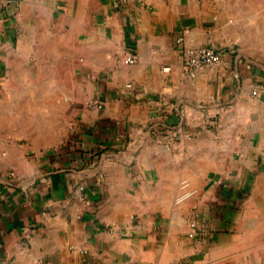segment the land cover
Wrapping results in <instances>:
<instances>
[{
    "label": "crops",
    "instance_id": "0c3cea01",
    "mask_svg": "<svg viewBox=\"0 0 264 264\" xmlns=\"http://www.w3.org/2000/svg\"><path fill=\"white\" fill-rule=\"evenodd\" d=\"M0 259L264 264V0H0Z\"/></svg>",
    "mask_w": 264,
    "mask_h": 264
},
{
    "label": "built area",
    "instance_id": "2783aa9c",
    "mask_svg": "<svg viewBox=\"0 0 264 264\" xmlns=\"http://www.w3.org/2000/svg\"><path fill=\"white\" fill-rule=\"evenodd\" d=\"M220 58L221 54L213 47L204 45L184 46L181 58V75L183 77H193L198 69L214 66L220 61ZM122 61L125 64H132L137 61V56L132 52H128ZM261 88V86L255 87L252 93L257 94ZM15 174V171H10L7 176L12 177ZM24 230L26 231L27 227H24ZM5 262V259H0V264H6Z\"/></svg>",
    "mask_w": 264,
    "mask_h": 264
}]
</instances>
